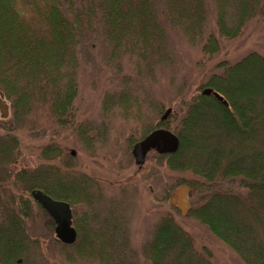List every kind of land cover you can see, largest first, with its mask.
Instances as JSON below:
<instances>
[{
	"label": "trees",
	"instance_id": "16d2710c",
	"mask_svg": "<svg viewBox=\"0 0 264 264\" xmlns=\"http://www.w3.org/2000/svg\"><path fill=\"white\" fill-rule=\"evenodd\" d=\"M262 17L264 0H0V92L17 124L46 108L67 126L78 93L80 54L94 45L108 49L111 61L135 58L138 69L143 66L153 75L170 60L172 33L215 56L221 38L237 39L248 23ZM213 19L215 31L210 30ZM217 67L223 72L199 87L171 130L179 151L154 160L192 174L180 182L191 189L190 199L197 197L188 218L204 225L244 264H264V55L252 52ZM207 89L227 105L204 95ZM133 101L125 93L108 96L105 103L129 113ZM155 108L161 115L163 108ZM0 118V264H27L43 253L39 240L27 232L32 206L45 212L32 192L42 191L73 210L91 205V188L83 176H70L72 165L66 164L64 176L56 168L62 149L55 143L37 148L45 167L10 171L20 156L18 129L1 113ZM157 129L170 131L167 121L147 131ZM117 209L112 204L104 215L90 209L83 223L73 210L77 241L65 245L56 237L59 254L70 262L131 264L126 217ZM49 228L55 232L52 219ZM142 256L149 264H213L209 251H198L171 215L155 225Z\"/></svg>",
	"mask_w": 264,
	"mask_h": 264
},
{
	"label": "rangeland",
	"instance_id": "374dc122",
	"mask_svg": "<svg viewBox=\"0 0 264 264\" xmlns=\"http://www.w3.org/2000/svg\"><path fill=\"white\" fill-rule=\"evenodd\" d=\"M211 22L210 30L215 31L214 19ZM220 40L221 52L207 56L182 35L172 33L168 41L170 60L156 67L153 75L143 66L139 70L135 58L124 55L109 60L110 51L101 45L82 52L70 125H59L46 108H39L18 124L10 111L6 123H14L18 129L15 135L20 156L8 169L14 173L45 167L37 148L48 143L59 146L62 156L54 162L56 168L61 167L64 176L68 174L66 164L72 165L70 176L74 179L83 176L91 188V205L80 204L73 209L76 221L83 223L86 212L94 210L92 213L104 215L112 204L117 205L127 221L131 264H149L142 256V248L150 241L158 221L168 215L189 233L198 251L203 252L204 248L209 251L213 264H244L204 225L192 218H183L170 206L169 200L186 186L180 185L181 179L192 178L191 173L181 174L166 165H158L155 152L149 154L139 169L132 155L135 144L149 135L147 130L158 124L169 109L172 114L167 120L168 127L170 131L177 128L187 104L199 93V87L212 75L223 72L217 67L219 63L226 61L233 65L252 52L264 55V17L248 23L237 39ZM125 93L134 99L129 113L117 104L107 108L108 96ZM155 107L163 108L161 115ZM195 198L190 199L191 208ZM31 211L27 232L39 240L43 253L27 264H93L63 258L53 242L56 236L49 228L51 217L35 205Z\"/></svg>",
	"mask_w": 264,
	"mask_h": 264
},
{
	"label": "water",
	"instance_id": "95a60500",
	"mask_svg": "<svg viewBox=\"0 0 264 264\" xmlns=\"http://www.w3.org/2000/svg\"><path fill=\"white\" fill-rule=\"evenodd\" d=\"M204 95H213L219 102L227 105L223 97L218 95L211 89L203 92ZM5 96L0 92V113L3 118L9 116V106L4 101ZM172 110L166 111L161 118L162 122L168 120ZM180 149L179 138L171 131L166 129H157L150 133L145 139L135 144L132 150V155L137 167L142 168L148 158L149 153L155 152L158 155H174ZM75 155V152H73ZM191 189L188 186H182L176 193V196L169 200L171 207L176 208L183 218H187L191 211L190 204ZM33 200L38 203L42 209L55 222V234L57 239L65 245H73L77 241V231L72 225V209L70 204L64 201H58L45 194L42 191L32 192Z\"/></svg>",
	"mask_w": 264,
	"mask_h": 264
},
{
	"label": "flooded vegetation",
	"instance_id": "af4514ba",
	"mask_svg": "<svg viewBox=\"0 0 264 264\" xmlns=\"http://www.w3.org/2000/svg\"><path fill=\"white\" fill-rule=\"evenodd\" d=\"M150 154V153H149Z\"/></svg>",
	"mask_w": 264,
	"mask_h": 264
}]
</instances>
